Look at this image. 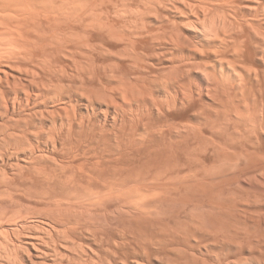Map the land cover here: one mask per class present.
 I'll return each mask as SVG.
<instances>
[{
	"label": "bare ground",
	"instance_id": "1",
	"mask_svg": "<svg viewBox=\"0 0 264 264\" xmlns=\"http://www.w3.org/2000/svg\"><path fill=\"white\" fill-rule=\"evenodd\" d=\"M137 3L0 0V125L7 124L13 133L46 131V123L57 118L58 104L78 100L74 89L64 87L73 75L99 76L135 93L139 86L129 81L125 65L138 63L142 50L153 44L147 37L138 38L135 44L127 40L130 33L123 26L134 28L141 21L122 5ZM174 3L181 10L185 7L179 0ZM164 15L187 28L175 31L173 40L178 47L168 40L156 41L161 51L169 53L164 64L149 62L167 69L170 79L178 72L169 62L185 63L193 72H206L214 83L211 78L218 77L221 68L202 66L213 60L220 65L216 52L223 45L214 38L215 19L209 18L205 25L211 39L200 40L190 35L199 27L191 13L181 16L166 9ZM143 23L159 21L147 17ZM208 48L212 51L206 53ZM262 49L264 43L252 37L244 67L237 65L236 72L228 65L223 68L225 79L218 88L224 103L212 107L223 109L226 115L208 118L218 135L204 133L221 145L230 133L227 120L264 125V62L257 59ZM228 60L233 62L231 56ZM192 77L199 78L196 73ZM241 77L242 88L235 83ZM185 83L192 86L195 81L186 78ZM175 96L166 90L154 99L175 105ZM83 107L87 108L81 118L88 166L85 158H61L46 150L40 154L49 157L47 161H34L28 151L13 157L11 162L20 169L11 183L0 174V219L7 220L0 230H7L14 244L27 249L16 253L25 264H151L157 255L170 256L160 264H184L183 251H196L212 264H226L264 248V179L249 171L259 161H250L242 170L250 185L246 194L255 203L235 210L224 200L217 205L221 210L211 209L216 203L213 186L220 183L213 179L216 169L209 167L207 177L195 180L176 171L172 138L165 142L158 136L162 129L153 124L151 101L138 99L133 108L111 117L102 111L103 104ZM64 110L61 105L59 111ZM140 116L144 120L138 123ZM11 143L14 147L15 142ZM194 151L213 155L206 148L194 147ZM52 160L60 164L59 170ZM197 222L199 230L192 227ZM14 229H19L16 235ZM233 239L250 240L254 247L251 252L247 247L241 249L230 242ZM0 242H4L3 235ZM142 246L148 248L147 255ZM172 247L178 248L177 254L169 253ZM7 256L0 247V260L13 264Z\"/></svg>",
	"mask_w": 264,
	"mask_h": 264
},
{
	"label": "clouds",
	"instance_id": "2",
	"mask_svg": "<svg viewBox=\"0 0 264 264\" xmlns=\"http://www.w3.org/2000/svg\"><path fill=\"white\" fill-rule=\"evenodd\" d=\"M179 3L185 6L183 10L176 7L174 0H139V3L135 5H122L128 8L131 15L141 21L134 28L127 24L123 26L130 33L127 36L128 42L135 44L140 37L153 40L151 46L142 50L138 63L125 65L129 81L139 86L135 93L125 90L119 82L101 80L99 76L93 79L86 73L73 75L68 78V83L64 87L74 89L78 100L69 99L67 102L58 104L56 106L57 118L46 123V131L41 128L35 134L26 131L13 133L8 131L7 124L0 125V132L4 133L0 135V174L6 177L9 183L20 169L18 164L11 162L17 153L27 154L30 151L34 161H47L49 157L40 154L46 150L61 158L69 157L73 160L85 158V166H88L86 157H84L86 152L84 120L81 118L82 114L87 112V108L83 106L91 105L93 102L103 104L105 107L102 111L108 112L111 117L113 114L118 116L121 112L133 108L136 100L139 99L152 102L156 121L153 124L162 129L158 136L165 142L172 138L170 147L176 160V171L183 172L190 180H195L197 177H207L209 167L216 169L217 175L213 179L220 183L213 186L216 203L210 205L211 209L221 210L217 205L224 200L230 202L235 210L255 203L252 197L246 194L245 189L250 185L246 178L247 174H244L242 170L249 165L250 161H259L258 167L251 168L249 171H256V175L264 179V125L244 121L233 123L232 120H227L226 126L230 133L223 145L204 133L211 132L212 135H218L208 118L219 119L226 115L223 109L217 111V108L212 107L213 103L217 107L224 103L220 98L218 88L221 81L225 79L224 66L228 65L231 72H236L237 65L243 68L242 61L249 55L250 39L255 37L264 43V0H196L195 3L190 0H179ZM102 6L103 4L98 5V7ZM166 9H173L181 16L191 13L195 17L194 23L199 27L190 32L194 39H211L207 37L205 25L209 18L215 19L217 32L214 38L223 45L216 52V60L220 61V65L217 66L213 60L211 64L202 66L203 68L210 66L221 68L220 75L211 78L214 83L210 82L206 72L201 69L193 72V69L185 63L169 62L178 72L175 79H170L167 69L157 68L149 62L151 60L155 64H164L169 53L161 51V46L156 41L168 40L176 46L173 40L175 31L181 27L187 28V25L177 24L165 16ZM147 17H155L159 24L143 23ZM205 51L206 53L211 52L212 48ZM230 56L233 58L232 63L228 60ZM257 59L264 62V49L261 50ZM193 73L198 74L199 78H193ZM102 75L103 72H100V76ZM186 78H191L195 83L189 86L185 83ZM242 81L241 77L235 83L242 88ZM166 90L176 94L175 105L154 99V97L163 96ZM228 103H231V97ZM61 105L65 107L63 112L59 111ZM143 120L144 118L140 116L137 122L140 123ZM194 124H198L199 127H194ZM29 135L32 137L31 140ZM11 142H15L14 147ZM41 144L43 148L40 147ZM194 147L206 148L213 155L194 151ZM51 163L57 170L60 169V164L55 160ZM9 172L12 176H9ZM261 203L264 204V201ZM6 222V219H0V224ZM192 227L199 230L201 224L193 223ZM12 231L13 235H16L19 229ZM0 235L4 236V242H0V247L8 253L6 259H10L13 264H25L16 253L17 251L27 252V249L14 244L11 237L7 235V230H0ZM230 242L241 249L247 247L249 252L254 247L247 239H233ZM142 251L147 255L149 250L142 246ZM168 251L171 254H177L178 248L172 247ZM256 251L258 252L256 255L232 258L227 260L226 264H253V262L264 264V248H258ZM182 254L187 257L184 264H212L196 251L187 253L183 251ZM169 257L157 255L151 264H160V261H166ZM0 264H4V261L0 260Z\"/></svg>",
	"mask_w": 264,
	"mask_h": 264
}]
</instances>
